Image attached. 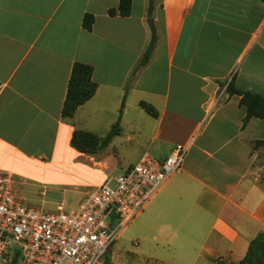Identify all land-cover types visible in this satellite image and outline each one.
I'll return each mask as SVG.
<instances>
[{
  "label": "crops",
  "instance_id": "crops-1",
  "mask_svg": "<svg viewBox=\"0 0 264 264\" xmlns=\"http://www.w3.org/2000/svg\"><path fill=\"white\" fill-rule=\"evenodd\" d=\"M263 4L152 0L148 16L147 0H130L128 15L119 16L107 13L117 0H0V169L19 179L20 200L24 179H34L35 187H78L86 183L81 172L95 178L92 186L128 154L162 160L182 143L179 171L129 221L138 243L127 258L136 264L238 261L255 233L264 232V144L254 145L264 139V118L242 122L239 96L225 87L231 82L264 99ZM84 13L93 17L89 30L81 26ZM152 39L147 62L133 71ZM73 62L91 67L96 86L64 117ZM114 123L119 133L94 154L69 144L74 129L102 138ZM24 164L39 169L40 178L26 175ZM45 172L58 180L44 181ZM80 199L71 205L52 197L46 208L72 211ZM113 254L120 259L118 250L107 251Z\"/></svg>",
  "mask_w": 264,
  "mask_h": 264
},
{
  "label": "built area",
  "instance_id": "built-area-1",
  "mask_svg": "<svg viewBox=\"0 0 264 264\" xmlns=\"http://www.w3.org/2000/svg\"><path fill=\"white\" fill-rule=\"evenodd\" d=\"M187 146L175 144L157 160H138L88 187L76 208H32L17 196L12 174L0 169V258L16 264H97L121 228L180 169Z\"/></svg>",
  "mask_w": 264,
  "mask_h": 264
},
{
  "label": "trees",
  "instance_id": "trees-1",
  "mask_svg": "<svg viewBox=\"0 0 264 264\" xmlns=\"http://www.w3.org/2000/svg\"><path fill=\"white\" fill-rule=\"evenodd\" d=\"M264 3V0H262ZM264 5V4H263ZM130 0H117L115 8H110L107 13L126 16L129 13ZM152 8V0H147L146 13L149 16ZM93 21L91 14L84 13L81 17L82 28L89 30ZM154 39H152L143 49L133 71L143 66L153 47ZM132 71V72H133ZM91 67L81 62H73L70 67L69 76L66 83V90L61 105L60 114L64 117L71 116L74 109L87 100L94 92L96 84L90 80ZM225 90L228 94H236L239 96L238 104L244 107V117L242 122H245L250 117L264 118V99L257 94L250 93L246 90H241L233 87L229 82ZM123 98L121 100V105ZM138 105L148 115L155 117L156 110L144 101H139ZM117 123L110 126L107 133L99 138L95 134L88 131L74 129L69 138V144L76 151L85 154H94L99 149V140L108 141L112 136L119 133ZM264 144V139L256 140L254 145ZM8 264H16V257L8 262ZM103 264H111L107 253L104 255ZM234 264H264V232L258 231L248 241L244 255Z\"/></svg>",
  "mask_w": 264,
  "mask_h": 264
},
{
  "label": "rangeland",
  "instance_id": "rangeland-1",
  "mask_svg": "<svg viewBox=\"0 0 264 264\" xmlns=\"http://www.w3.org/2000/svg\"><path fill=\"white\" fill-rule=\"evenodd\" d=\"M100 144H105V143L103 140L100 139L99 146ZM137 157L138 156L135 155L134 153L128 154L127 161H125V163H123L120 167L114 168L111 171H107L106 176H112L114 174L119 173L121 171L120 169L121 167H125V166L135 163L137 161L136 160ZM24 173L32 178H40V174H41L40 170L31 166V164H24ZM78 175L80 177H83L84 182H86L82 186H78V187H73V184H71L70 186L69 184H66V183L64 184L44 183L45 184L44 187H41V186L35 187L34 185H36L35 184L36 182L34 181V179H32V182H30L31 181L30 179H24V183L25 181L26 183L24 184V202L23 203L32 208L49 211L46 207L50 205L51 198L54 197V198H58L59 200L62 199L67 204L71 203V205H73L74 204L73 201L78 197L80 199V196H82L81 195L82 192H85L86 190H88V187L90 186L88 185V182H93L95 180L94 177L84 178L86 175L85 174L83 175L81 172H78ZM42 178L44 181H54V180L57 181L58 180V178L52 177L51 173L49 172H45L44 177ZM66 178L72 179L71 176H68ZM12 180H13L14 185L16 186L15 181L19 179L14 178L12 175ZM32 183L34 185H30ZM16 192L18 193L19 191L16 190ZM28 198H30V200L33 198L37 200L44 199L45 202L43 203L42 206H38L34 204L35 202L33 203V200L30 201L28 200ZM136 243H138V240L135 237V229L133 227L132 222H128L121 228L119 235L116 237V239L113 241V243L108 248V250L113 251V253H115L116 250H118L120 253V259L119 257H117L116 254H113L112 257L109 256L110 263L112 264L113 261L118 260L115 264H136L134 261H131L127 258V256H133L134 252L136 251L135 250ZM0 264H8V261H3L0 258ZM97 264H103V260L100 259Z\"/></svg>",
  "mask_w": 264,
  "mask_h": 264
},
{
  "label": "water",
  "instance_id": "water-1",
  "mask_svg": "<svg viewBox=\"0 0 264 264\" xmlns=\"http://www.w3.org/2000/svg\"><path fill=\"white\" fill-rule=\"evenodd\" d=\"M146 23H147L148 28H149V31H150V37L152 38L153 35H154V28H153V25H152V20H151V18H147V19H146ZM101 145H102V144H100V146H101Z\"/></svg>",
  "mask_w": 264,
  "mask_h": 264
}]
</instances>
